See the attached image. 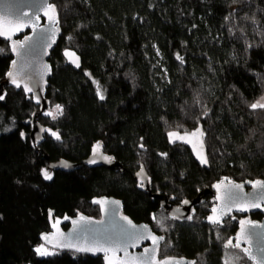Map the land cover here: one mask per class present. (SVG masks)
I'll return each instance as SVG.
<instances>
[{"label": "trees", "instance_id": "16d2710c", "mask_svg": "<svg viewBox=\"0 0 264 264\" xmlns=\"http://www.w3.org/2000/svg\"><path fill=\"white\" fill-rule=\"evenodd\" d=\"M50 2L62 27L49 58L46 95L57 112L37 120L58 131L61 141L45 136L34 146L29 121L38 107L22 88L0 86V264H103L101 257L55 250L39 257L35 251L43 245L39 235L49 230L50 211L98 218L90 199L101 195L122 200L133 221L161 230L160 257L252 264L229 244L235 222H204L210 195L191 221H177L159 198L137 189L134 175L142 163L152 192L173 204L224 177L264 179V104L254 106L264 94V0ZM66 47L81 56L79 70L65 63ZM11 60L0 37V84ZM199 123L209 169L199 167L188 148L169 146L165 135L168 128ZM99 140L122 172L81 166L43 179L49 162H80Z\"/></svg>", "mask_w": 264, "mask_h": 264}, {"label": "water", "instance_id": "95a60500", "mask_svg": "<svg viewBox=\"0 0 264 264\" xmlns=\"http://www.w3.org/2000/svg\"><path fill=\"white\" fill-rule=\"evenodd\" d=\"M61 35L59 16L50 0H0V37L8 42L12 56L0 86L22 88L38 107V112L31 115L29 131L34 146L40 145L45 136L61 141L57 132L37 121L38 114L44 117L52 114L47 109L49 100L46 97L52 74L49 58ZM61 55L74 70L81 68V56L73 48H64ZM165 135L169 146L188 148L197 165L209 169L206 130L202 123L190 130L175 128ZM81 166L122 172L120 162L105 152L104 143L99 140L93 143L90 154L80 162L67 159L49 162L42 177L48 180L52 172H72ZM134 178L138 190L152 199L162 198L159 193L152 192V179L142 163ZM206 195L211 196V206L204 222L221 225L236 218L237 229L229 244L241 248L252 264H264V179L235 181L224 177L205 187L192 200L184 199L178 205L169 200V203L161 202V207L170 218L191 221L195 207L204 201ZM90 204L98 207V218L84 213L54 217V212L50 211L49 230L39 235L42 244L55 251L101 257L103 264L195 263L194 259L187 257H160L159 250L165 236L155 232L149 223L133 221L123 212L122 200L101 195L90 199ZM256 214L262 216L261 220L252 218Z\"/></svg>", "mask_w": 264, "mask_h": 264}, {"label": "rangeland", "instance_id": "374dc122", "mask_svg": "<svg viewBox=\"0 0 264 264\" xmlns=\"http://www.w3.org/2000/svg\"><path fill=\"white\" fill-rule=\"evenodd\" d=\"M88 74V73H87ZM264 104V94L262 95V96H260L256 101H255V103H254V106L255 107H259V106H262ZM52 114H51V116L52 115H55V113L57 112V110L54 108V110H53V107H49L48 106V108H47ZM35 112H38V111H35ZM34 113V112H33ZM32 113V114H33ZM39 115V114H38ZM37 115V116H38ZM46 118H48V117H46ZM38 121V120H37ZM31 122V118H30V121H29V123ZM41 124V123H40ZM45 126V125H44ZM31 127V126H30ZM46 127H48V126H46ZM50 129H52V130H55V129H53V128H51V127H49ZM172 129H175V128H168L167 130H166V132L167 131H169V130H172ZM56 131V130H55ZM165 132V133H166ZM57 133H58V131H57ZM29 135V134H28ZM58 135H59V137H60V134L58 133ZM210 164V163H209ZM138 168H139V166H138ZM122 170H123V168H122ZM138 170V169H137ZM44 172H45V170H44ZM136 173V172H135ZM151 189H152V187H151ZM188 199V198H187ZM160 200H161V202H165V203H169V200H171V198H169V199H167V200H165V198H160ZM170 203L172 204V202L170 201ZM95 207H93V209H91L90 210V212L92 213V212H94L95 211V209H94ZM97 209H98V207H97ZM99 210V209H98ZM100 215V214H99ZM159 231H157L158 233L160 232L161 233V230L160 229H158ZM35 251H36V253H37V255L39 256V257H44V256H47V255H51V254H53L52 253V249H50V248H48L47 246H45V245H37L36 247H35Z\"/></svg>", "mask_w": 264, "mask_h": 264}, {"label": "flooded vegetation", "instance_id": "af4514ba", "mask_svg": "<svg viewBox=\"0 0 264 264\" xmlns=\"http://www.w3.org/2000/svg\"><path fill=\"white\" fill-rule=\"evenodd\" d=\"M53 116V115H52ZM52 116H50V117H52ZM52 128V127H51ZM53 131H55V130H53ZM55 132H57V131H55ZM52 138V137H51ZM106 152V151H105ZM106 153H108V152H106ZM53 173V172H52ZM173 204V203H172ZM178 204H180V202L178 203ZM178 204H176V205H178ZM254 216V215H253ZM253 216H252V218H253ZM237 218H238V216H237ZM261 218H262V216H261ZM261 218L260 219H255V220H261ZM254 219V218H253ZM230 220V219H229ZM228 221V220H227ZM226 222V221H225ZM224 222V223H225ZM232 222H235L236 223V218L235 219H233V221ZM64 227V229H66L67 228V226H63ZM236 229H237V224H236V227H235V231H236ZM235 231H234V233H235ZM234 233H233V235H234ZM232 235V236H233ZM230 246H232V247H236V246H234V244L233 243H231L230 244ZM238 248V247H237ZM239 249H241V248H239Z\"/></svg>", "mask_w": 264, "mask_h": 264}]
</instances>
